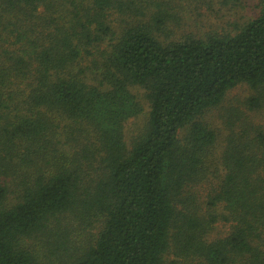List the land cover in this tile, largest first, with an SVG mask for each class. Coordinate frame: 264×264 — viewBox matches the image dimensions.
Instances as JSON below:
<instances>
[{"label": "trees", "instance_id": "trees-1", "mask_svg": "<svg viewBox=\"0 0 264 264\" xmlns=\"http://www.w3.org/2000/svg\"><path fill=\"white\" fill-rule=\"evenodd\" d=\"M191 2L0 0V264H264V6Z\"/></svg>", "mask_w": 264, "mask_h": 264}, {"label": "rangeland", "instance_id": "rangeland-1", "mask_svg": "<svg viewBox=\"0 0 264 264\" xmlns=\"http://www.w3.org/2000/svg\"><path fill=\"white\" fill-rule=\"evenodd\" d=\"M205 4L198 5L191 2L192 6L185 8L180 14L184 17L186 24L184 27L185 32H194L198 35H203L206 32H228L235 31L237 26L242 25L244 22L256 17L263 9L264 0H204ZM208 2V3H207ZM132 92L138 96L142 103V91L138 87H133ZM250 94V89L241 84L231 89L225 96L222 104L213 111L205 114V120L216 130H222L224 128L225 115L230 108L236 107L245 111L241 105L243 100ZM146 105L144 104V108ZM138 121V120H137ZM136 123L127 125V137L133 131H136ZM258 121L261 120L258 117ZM134 133V132H133ZM227 231V226L220 223L214 226L211 232V237L224 235ZM169 260H174L172 264H184V262L175 258L173 255L168 256Z\"/></svg>", "mask_w": 264, "mask_h": 264}]
</instances>
